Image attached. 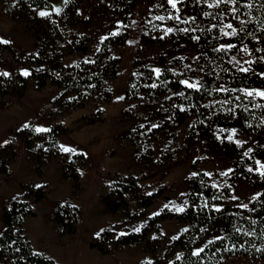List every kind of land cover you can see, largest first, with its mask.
Here are the masks:
<instances>
[{"label":"rangeland","instance_id":"rangeland-1","mask_svg":"<svg viewBox=\"0 0 264 264\" xmlns=\"http://www.w3.org/2000/svg\"><path fill=\"white\" fill-rule=\"evenodd\" d=\"M209 3L215 0H177L173 9L168 0H83L79 7L82 21L62 26L60 43L78 42L81 37L90 40L87 51L67 52L63 59L65 66L91 60L103 39L121 30L122 17L129 18L125 43L109 48L110 54L120 61L117 75L108 82L111 96L106 102L92 100L83 107L69 109L57 100L60 89L55 85L38 88L35 79L30 78L23 93L18 95L13 85L4 81L5 88L14 93L0 95V149L12 146L15 155L7 162V173L0 172V228L3 226L2 207L20 196L24 185L43 186L45 198L33 201L34 215L24 219L26 234L35 251L49 255L58 264H139L152 260L147 243L115 244V235L140 230L149 216L162 209L183 208L187 181L195 168L204 172L213 185H228L231 204L247 205L259 188L241 176L233 158L213 151L202 129L195 126L192 131L194 116L183 122L175 139L170 137L167 127L151 131L158 125L166 126L173 108L181 107L175 94L150 97L136 83L145 80L140 78L139 71L143 68L155 74L156 70H168L180 81L200 85L209 81L213 89L223 88L226 90L221 92H229L227 96L217 94L207 100L211 113L212 109L231 110L238 102L235 93L238 89L264 90L261 75L264 74V22L256 24L254 32L247 34L249 42L234 47L228 59L210 61L209 68L204 66L205 56L200 52L199 39L193 37H198L202 29L210 31L215 25L221 37L219 48L234 45V37L223 36L220 29L228 23L237 29L233 23L232 3H221L213 8L208 7ZM159 16L165 19H155ZM177 16L179 19H175ZM168 28L173 31L166 34ZM225 31L231 29L225 28ZM0 43L7 46L0 48V74L30 73L38 68L27 59L36 51L29 23L11 17L1 5ZM245 47L247 52L242 51ZM241 67L250 71L241 72ZM256 105L264 106V99L252 97L248 106ZM97 111L102 112L103 120L86 123L85 118ZM55 125L65 128L57 136L58 149L51 152L43 145L40 151L34 132ZM22 130L35 146L30 147L24 141ZM213 136L236 144L241 154L237 165L242 161L244 170L264 174L261 168L264 142L255 135L234 126H219L213 129ZM62 146L71 151H63ZM7 151L8 148L3 149L4 154ZM49 154L53 155L49 157ZM75 154L83 157H75ZM39 156L42 157L39 159ZM244 160L252 161L253 165ZM74 161L77 184L64 175V168H69L68 163ZM117 176L133 177L141 194L155 193L153 203L142 209L138 199L127 192L129 213L109 211L102 196L108 193ZM55 201H66L78 209L75 233H62L60 225L53 220ZM184 227L185 223L172 218L159 222L162 237L156 252L158 257L164 256L168 244ZM102 230L114 232L105 242L107 253L90 246L91 242H100ZM156 236L152 231L148 238ZM177 254L175 250L172 256ZM170 259L171 256L166 261ZM219 264H264V260L232 256Z\"/></svg>","mask_w":264,"mask_h":264},{"label":"trees","instance_id":"trees-1","mask_svg":"<svg viewBox=\"0 0 264 264\" xmlns=\"http://www.w3.org/2000/svg\"><path fill=\"white\" fill-rule=\"evenodd\" d=\"M82 2L83 0H0V5L11 17L29 23V29L35 38L36 51L29 54L27 59L38 67L27 76L21 72L0 74V95L14 93L9 88H5L4 81L11 83L20 95L26 88L28 80L33 78L38 88H43L47 84L58 87L60 94L57 100L68 105L69 109L83 107L92 100L106 102L110 99L108 82L117 75L120 60L110 54L109 48L113 44L125 43L129 18L122 17L121 30L105 37L91 60L65 66L63 59L67 52L87 51V43L90 40L88 37H81L78 42L60 43L61 27L82 21L79 12ZM249 4L252 7H248ZM232 6L239 8V12L233 14V23L238 30L233 41L237 47L244 41L249 42L248 35L254 32L256 24L264 22V0H238V3ZM42 11L47 12L48 15H39ZM241 28L243 31H240ZM198 37L200 52L205 56L206 68L211 67L210 61L213 63L228 59L234 49L216 51L221 39L217 27L211 28L208 32L202 29V32H198ZM5 47H7L5 44L0 43V48ZM139 72L140 78L145 80L136 83L141 85L139 87L145 95L160 97L167 93H174L181 105V107L173 108L166 126L153 127L152 132L167 127L170 137L175 139L183 122L188 117L194 116L192 131L195 126L202 129L213 151L226 153L233 158L241 176L248 178L252 185L259 188V191L247 203V208L231 204L230 187L213 185L204 172L195 168L187 181L183 211L162 209L149 216L139 231L116 234L115 244L146 242L151 249L152 260L139 264H219L232 256L264 260V174H254L244 170L242 161L237 165L241 154L236 144L225 139L219 141L213 136L215 127L234 126L242 132L255 135L258 140L264 142V106H248L252 97L244 99V93L238 89L235 93L239 99L231 110L212 109L211 113L207 100L217 94L227 96L229 92L223 93L213 89L209 81L199 88H187L168 70H160L159 75L146 68ZM85 119L86 123H95L103 120V114L97 111ZM64 131L65 128L55 125L48 130L34 132L35 139L40 142L38 149L43 151V145H47L51 152L57 150V136ZM24 132L25 130L21 131L24 141L30 147L35 146ZM5 148H8L7 154L3 153ZM0 151H2L0 152V172L7 173V162L14 157L15 153L12 146L8 147V145L2 147ZM5 155L9 156L5 158ZM40 155L44 154L40 153ZM49 155L51 157L53 154ZM74 156L83 157L82 154ZM41 157L39 156V159ZM249 163L253 165L252 161ZM68 164L69 168H64V175L77 184L79 179L74 170L75 161ZM127 192L138 199L142 209L150 206L155 196V193L141 194L139 185L133 177L117 176L108 193L102 196V202L112 213L120 210L129 213L128 202L125 199ZM45 196L46 191L43 186L24 185L22 194L2 207L0 264H58L49 255L33 249L24 228V219L34 215L31 203L40 201ZM52 217L60 225L62 233H75L78 220V209L75 206L66 201H55L52 206ZM167 218L183 222L185 227L168 244L164 256L158 257L156 252L162 237L159 232V222ZM152 231L156 232L157 236L150 239L148 235ZM113 235V231L102 230L99 233L100 242H91L90 246L101 253H107L108 248L105 242ZM201 248L204 251L199 256L192 255ZM175 250H178V254L172 256ZM170 256V261H166Z\"/></svg>","mask_w":264,"mask_h":264},{"label":"snow or ice","instance_id":"snow-or-ice-1","mask_svg":"<svg viewBox=\"0 0 264 264\" xmlns=\"http://www.w3.org/2000/svg\"><path fill=\"white\" fill-rule=\"evenodd\" d=\"M221 3H232V4H236V3H238V0H215V3H209L208 4V7L209 8L218 7ZM168 4H170L171 7L173 9H175L176 6H177V0H168ZM248 7H252V5L249 4ZM57 11H59V10L57 9ZM232 11L234 13H237V12H239V8H233ZM39 15L46 16V15H48V13L42 11V12L39 13ZM206 15H208V14L206 13ZM172 18L173 17H169V19H172ZM155 19L164 20L165 17L159 16V17H156ZM175 19H179V17L177 16V17H175ZM185 22H187V21H185ZM213 27H216V26L213 25ZM225 28L226 29H231V31H225ZM172 31H173L172 28H168L166 30V34L167 33H171ZM183 31H188V29H183ZM220 31H221L222 35L225 36V37H234V36H236L238 34L237 29H235L231 23H228V24L224 25L220 29ZM240 31H243V28H241ZM193 39H197L198 40L199 37H193ZM2 42L3 43H8V41H2ZM234 47H235V45H233V44L220 45V47L217 48L216 51L231 49V48H234ZM242 51L247 52L248 51L247 47L243 48ZM236 63H239V61H237ZM246 63H252V62L251 61H246ZM239 71L246 73V72L250 71V69L249 68L241 67L239 69ZM156 72H157V75H159V70H156ZM28 74L29 73L27 71H25L23 73V75H25V76H27ZM3 75H8V74L7 73H3ZM261 75L264 76V74H261ZM180 83H182L183 85H185L187 88H190V89H192V88H199L201 86L199 84V82L192 83V82H189L188 80H182V81H180ZM153 87H155V85H153ZM225 90L226 89H223V88L218 89V91H225ZM242 91H244L245 95L248 96V97H259L261 99H264V90H256V89H253L251 91H248V90H242ZM237 99H239V97H237ZM256 107H260V105H256ZM25 127H27V125H25ZM37 131H43V129H37ZM232 138L233 137L231 135L228 137L229 140H231ZM237 143L239 144L240 141H237ZM62 150L65 151V152L71 151V149L66 148V147H63V146H62ZM257 163L259 164V161H257ZM261 168H264V165H261ZM225 175H227V173H225ZM37 187H39V185ZM241 207L247 208L248 206L247 205H241ZM217 210H219V209H217ZM178 211H183V209L182 208L181 209H178ZM136 231H139V229H136ZM249 234H252V233H249ZM217 239H219V238H217ZM209 243H212V241H209ZM203 251H204L203 248L197 249L195 252L192 253V255L193 256H199L200 253L203 252Z\"/></svg>","mask_w":264,"mask_h":264}]
</instances>
